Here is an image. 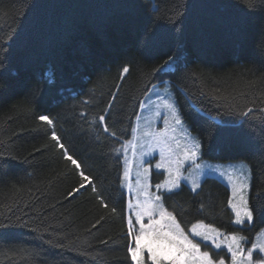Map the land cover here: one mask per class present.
I'll use <instances>...</instances> for the list:
<instances>
[{
  "label": "trees",
  "instance_id": "16d2710c",
  "mask_svg": "<svg viewBox=\"0 0 264 264\" xmlns=\"http://www.w3.org/2000/svg\"><path fill=\"white\" fill-rule=\"evenodd\" d=\"M262 7L264 0H0V264H131L120 148L142 99L165 80L200 137L201 157L247 160L249 205L264 208ZM162 194L184 225L204 220L251 237L264 227V217L233 223L229 189L214 176L196 190L183 183Z\"/></svg>",
  "mask_w": 264,
  "mask_h": 264
},
{
  "label": "snow or ice",
  "instance_id": "6c2138e0",
  "mask_svg": "<svg viewBox=\"0 0 264 264\" xmlns=\"http://www.w3.org/2000/svg\"><path fill=\"white\" fill-rule=\"evenodd\" d=\"M259 11L264 12V7L260 8ZM128 72L129 68L125 66L122 69V75ZM161 107L166 110L163 114L165 128L160 132L144 133L145 136L150 135L152 137L149 149L153 147L160 149L161 162H158L155 167L157 169H166L170 176V179L163 184H157V189L172 191L179 187L181 179H183L186 181L190 180L193 190H196L200 186L202 175L216 174L226 177L231 184L232 197L228 200V206L234 213L235 219L233 223L235 225L244 226L247 224L251 226L255 219L264 217V208L250 206L249 199L244 194L248 188L247 178L238 176L235 170L223 171L219 167L198 163L202 149L201 142L191 136L184 128L181 115L170 99H162L161 104L157 105L158 109ZM252 111L253 109L249 108L241 115L247 116ZM260 111L264 112V108H261ZM156 115L160 116L161 113L157 111ZM39 120L46 122L48 125H54V121L48 115H40ZM99 120L103 123L105 117L102 115ZM178 130H180L179 138L176 135ZM104 131H109L107 126H105ZM112 135H115V133H112ZM51 139L56 141L57 146L61 150L65 149V145L55 131L52 132ZM173 143L175 148L172 147ZM147 154L144 153L143 155ZM64 156L77 169L81 168L77 160L66 150L64 151ZM189 162L195 175L182 177L181 169ZM148 171L147 168L144 169L145 174ZM80 175L84 182L92 185L91 179L83 171L80 172ZM125 175H127V172ZM84 187L85 183L82 182L78 188H74L68 195L71 197ZM93 191H96L94 186ZM105 207H107L106 204ZM134 207L138 210L133 213ZM133 214L135 216L134 220L132 219ZM145 217H147V223L144 222ZM136 225H139V227L137 228ZM127 228L129 237L127 253L131 264H148V262L150 264H225L223 258L216 261L209 251H202L201 243L203 242H211L214 249L225 247L227 252L231 254V264H264V258L254 261V256L264 254V241L251 242V247L246 249L244 245L248 242L247 237L238 235L235 232L225 234L211 224H204L203 222L192 225L190 232L193 238H189V235L185 234L173 213L165 209L161 195H155L154 199L150 198L135 206L129 204ZM195 237H200L201 240L197 242L194 239ZM204 246L208 247V244Z\"/></svg>",
  "mask_w": 264,
  "mask_h": 264
},
{
  "label": "rangeland",
  "instance_id": "374dc122",
  "mask_svg": "<svg viewBox=\"0 0 264 264\" xmlns=\"http://www.w3.org/2000/svg\"><path fill=\"white\" fill-rule=\"evenodd\" d=\"M165 98L170 99V101L175 104L178 112L181 115V118L184 122V128L187 130V132L201 142L200 137L197 135V133L192 131V129L185 121L180 111V106L177 99V89L174 86V84L169 80H165L162 83H157L153 85L142 99L131 137L125 139L122 142L120 148L121 162H122V183L126 190L127 219L129 218V204L135 206L138 203H143L149 200L150 198L154 199L155 195H161L165 209L167 211L172 212L166 206L162 194V192H169V191L167 189L158 190L156 187L157 184H163L166 180L170 179L169 173L164 168L157 169L155 167L158 162H161L160 149L156 147L149 149V143L151 142L152 137L150 135L149 136L144 135L145 132H149V133L160 132L165 128L163 114L166 110L163 109L162 107L159 109L157 108V105L161 104L162 99ZM157 111L161 113L160 116L156 115ZM168 115L170 117V113ZM169 134L171 135V133ZM176 135L178 138L180 137V130L177 131ZM172 147L175 148L174 143L172 144ZM144 153H148V154L143 155ZM197 162L201 163L202 165L219 167L223 171L235 170L237 171L238 176L246 177L248 182V188L245 190L244 194L249 198V192L251 186V169L247 160L245 159L215 160L209 158H202L200 155V159ZM145 168L149 170L147 174H145L144 172ZM205 171L207 170L205 169ZM126 172L127 175H125ZM181 175L182 177H190L195 175V172L192 170L190 166V162L186 163L184 167L181 169ZM206 176H214L219 180H221L223 183H225L229 189V193H230L229 198L232 197V187L226 177H221L216 174L202 175L200 179V183L202 179ZM183 183H186L193 189V185L190 180L186 181L181 179L179 187ZM136 210L138 209L134 207L133 213ZM173 215L176 217L174 213ZM132 219L133 220L135 219L134 214L132 215ZM234 219L235 216L233 217V221ZM176 220L181 225V228L185 231V234L189 235V238H193L190 232V229L192 228L193 224H196L198 222H203L204 224H211L204 220H197L194 222L186 223V225H184L178 220L177 217ZM144 222L147 223V217L144 218ZM212 226L218 228L221 232L225 234H231L235 232L238 235L247 237L248 242L245 243L244 245L246 249L251 247V242L264 241V231H262L264 230V227L259 229L251 238L250 231H248L250 233L243 231H228L214 225ZM136 227L138 228L139 225H136ZM194 239L197 242L201 240L200 237H195ZM205 244H208V247H205L204 246ZM201 250L209 251L210 254L213 255L214 260L216 261H219L221 258H223L225 264H231V254L228 253L227 249L223 246L221 249H214L211 245V242H203L201 243ZM261 258H264V254H259L257 256H254V261L259 260ZM148 264H150V262H148Z\"/></svg>",
  "mask_w": 264,
  "mask_h": 264
},
{
  "label": "bare ground",
  "instance_id": "6f19581e",
  "mask_svg": "<svg viewBox=\"0 0 264 264\" xmlns=\"http://www.w3.org/2000/svg\"><path fill=\"white\" fill-rule=\"evenodd\" d=\"M122 166V165H121ZM122 172V171H121Z\"/></svg>",
  "mask_w": 264,
  "mask_h": 264
}]
</instances>
